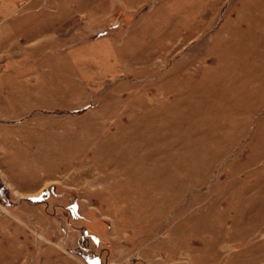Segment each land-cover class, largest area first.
<instances>
[{"label": "rangeland", "instance_id": "374dc122", "mask_svg": "<svg viewBox=\"0 0 264 264\" xmlns=\"http://www.w3.org/2000/svg\"><path fill=\"white\" fill-rule=\"evenodd\" d=\"M0 264H264V0H0Z\"/></svg>", "mask_w": 264, "mask_h": 264}]
</instances>
